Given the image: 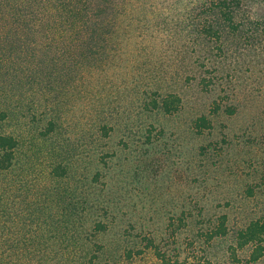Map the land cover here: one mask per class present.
<instances>
[{
    "label": "rangeland",
    "instance_id": "1",
    "mask_svg": "<svg viewBox=\"0 0 264 264\" xmlns=\"http://www.w3.org/2000/svg\"><path fill=\"white\" fill-rule=\"evenodd\" d=\"M202 1L117 0L103 61L2 102L0 135L19 145L0 172V264H163L157 249L264 264L236 242L264 217V0H242L236 31Z\"/></svg>",
    "mask_w": 264,
    "mask_h": 264
},
{
    "label": "trees",
    "instance_id": "2",
    "mask_svg": "<svg viewBox=\"0 0 264 264\" xmlns=\"http://www.w3.org/2000/svg\"><path fill=\"white\" fill-rule=\"evenodd\" d=\"M116 1L0 0V106L8 100L12 90L51 89L56 83L53 76L57 73L67 76L103 61L107 53L104 42L113 38L115 33V27L112 29L108 24L116 19L111 11ZM241 5L242 0H203L201 7L203 15L217 16L236 31V13ZM205 22L208 25L204 26L203 34L219 40L217 22ZM161 102L155 101V107L159 104L168 114L181 108V98L176 94H170ZM220 108L217 104L213 111ZM0 115L3 119L7 116L5 110H1ZM51 126L53 128V124ZM212 128V121L206 116L195 122L199 133ZM18 145L14 136L0 135V172L13 166ZM54 173L63 177L66 170L60 165ZM218 220L219 224L208 241L228 233L227 217ZM236 242L239 249L252 246L250 260H260L264 256V217L253 220L242 229ZM156 255L163 264H185L158 249ZM197 264L213 263L203 258Z\"/></svg>",
    "mask_w": 264,
    "mask_h": 264
}]
</instances>
